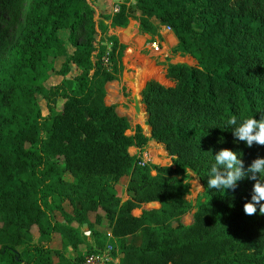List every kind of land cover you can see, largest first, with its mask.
Listing matches in <instances>:
<instances>
[{"label": "trees", "instance_id": "16d2710c", "mask_svg": "<svg viewBox=\"0 0 264 264\" xmlns=\"http://www.w3.org/2000/svg\"><path fill=\"white\" fill-rule=\"evenodd\" d=\"M24 6L26 22L0 59V264H80L84 223L90 252L111 244L118 264H264V215L242 211L253 181L207 187L219 149L236 152L245 168L264 157V145L234 142L224 124L232 115L264 118V0H134L98 21L87 0H0V22L7 9ZM129 18L152 37L168 26L176 38L171 52L193 60L168 62L170 84L145 81L140 97L149 136L139 124L127 133V118L104 101L105 85L123 70L126 46L97 35ZM54 57L63 58L58 69ZM70 63L79 69L73 78L42 84L66 75ZM149 140L164 145L170 164L141 165L129 153ZM189 172L202 184L193 202L186 197ZM126 175L122 199L115 186ZM192 210V222L182 223ZM103 219L110 236L96 229Z\"/></svg>", "mask_w": 264, "mask_h": 264}, {"label": "rangeland", "instance_id": "374dc122", "mask_svg": "<svg viewBox=\"0 0 264 264\" xmlns=\"http://www.w3.org/2000/svg\"><path fill=\"white\" fill-rule=\"evenodd\" d=\"M108 1L109 0H92L91 6L93 9L96 7L99 11H102L104 9V12L99 14H109L111 12V7L108 8ZM119 2H122L123 0H118ZM130 2L131 4L134 2V0H126ZM108 8V9H107ZM28 13H27V6H24L22 9H14V10H6L4 14V19L2 22H0V59L5 57L9 50L11 49L12 45L16 41L19 32L21 31L22 27L24 26L26 19H27ZM97 21V20H96ZM136 21L134 19H130L129 24L126 26V28H122L119 30H113L110 27L107 26V28L104 30L103 34L97 35V39L104 40L105 37H108L110 35H114L117 37L118 41L126 46L123 56H122V65L123 70L121 72V75L118 80H115L107 85V91L109 86V91L107 95L108 101H111L112 96L115 94L117 98L113 99L111 102H106L105 97V103L106 104H114L116 107V111L121 116L128 117V121L130 124L131 131H127V133H132V130L136 124H139L142 128L143 134L146 132V114L143 106L139 105L138 110L135 109V98L139 94L140 90H137L133 85V80L136 79L138 76H140L143 72L148 73L149 77H154L158 79H162V74L165 71L166 65L168 62H185L188 64L193 63V60L187 56V55H179L171 52V48L174 46H171L167 41V36H165V41L161 37V42L163 43V47L165 49V58L164 60L160 58V56H151L147 58L149 52L146 47L148 41L144 42L145 35L140 30L137 29ZM82 30L79 29L77 31V38L76 40L78 42L83 40L82 36ZM60 38L65 42V46L68 53H71L73 50L72 44L67 40V34L65 30H61L59 33ZM167 41V42H166ZM106 45L109 46V44L106 42ZM171 59V61H170ZM63 58L62 57H54L52 59L53 64L55 68H59L61 66ZM79 71V69L73 64H69V71L66 75H58V74H52L50 75L45 81L42 82V84L45 87H49L51 85H54L58 82H60L63 78H73L74 75ZM133 73V74H132ZM165 82V81H163ZM118 85V88H117ZM117 89L119 95H123L124 98L119 97L117 95ZM120 99V100H119ZM114 100H117V102H114ZM119 100V101H118ZM38 104L41 108V112L43 115L46 114V108H45V102L41 97H38ZM60 105V102L58 103ZM143 110V111H142ZM145 135V134H144ZM146 136V135H145ZM149 136V135H148ZM130 151H133L130 149ZM146 152L149 154V163L152 164H170L171 159L167 155L166 150L164 149V145L156 144L154 142H151L149 145H147ZM64 179L71 180V176L68 174L64 175ZM189 183H190V190L189 194L186 196L187 199L190 201H194L198 194L202 191V184L200 180L192 173L189 172ZM126 177H122L119 183H117V188H115V192L120 196H124V183H125ZM64 208L68 211H70V206L67 202L63 204ZM192 211H189L185 215L181 217V222L184 224H190L192 219ZM55 218H60V215L58 212L54 213ZM96 229L103 235L107 234L108 227H107V221L103 219L100 224L96 225ZM38 233L35 229V227L32 228V238L33 240H37ZM92 239H86V242L80 246L79 252L84 256L86 253H89L90 250L88 246H91ZM53 247H59L60 241L57 238L53 243ZM92 250V249H91ZM69 254L73 255L74 252L72 250H69Z\"/></svg>", "mask_w": 264, "mask_h": 264}, {"label": "clouds", "instance_id": "9594fccd", "mask_svg": "<svg viewBox=\"0 0 264 264\" xmlns=\"http://www.w3.org/2000/svg\"><path fill=\"white\" fill-rule=\"evenodd\" d=\"M225 127L231 128L234 142L242 141L247 147L264 145V118H242L229 116ZM214 163L209 168L207 178L208 189H234L237 181L252 180L250 198L243 203L242 211L246 215L257 212L264 215V157H256L245 168L237 153L228 148H221L212 155ZM259 177V178H258Z\"/></svg>", "mask_w": 264, "mask_h": 264}, {"label": "built area", "instance_id": "2783aa9c", "mask_svg": "<svg viewBox=\"0 0 264 264\" xmlns=\"http://www.w3.org/2000/svg\"><path fill=\"white\" fill-rule=\"evenodd\" d=\"M92 0H87V2L91 5ZM122 2H115L111 7L110 14H113L118 11L119 5ZM166 30H170L168 26H164ZM147 49L149 52V56H160L164 58V51L162 43L160 42L159 38L157 36L152 37L148 43H147ZM137 157H139V164H144L149 162V154L144 152H136L134 153ZM86 224H83L81 226V232L86 237H90V229L85 226ZM108 236H110V232L107 233ZM113 247L111 244H107L103 249L93 251L86 253L83 256V259L80 264H118V255L117 250L115 249V255L112 254Z\"/></svg>", "mask_w": 264, "mask_h": 264}, {"label": "crops", "instance_id": "0c3cea01", "mask_svg": "<svg viewBox=\"0 0 264 264\" xmlns=\"http://www.w3.org/2000/svg\"><path fill=\"white\" fill-rule=\"evenodd\" d=\"M118 0H109L108 1V8L109 7H112V5L115 3V2H117ZM119 2V1H118ZM122 2H127V3H129L130 4V2H128V1H126V0H123ZM107 8V9H108ZM104 10H106V9H104ZM104 10H102V11H99L98 10V8L96 7L95 9H93V13H94V18H95V20H99L98 18V15H99V13H102V12H104ZM108 14V13H107ZM110 14V13H109ZM130 19L131 18H129V20H128V23H127V25L129 24V21H130ZM136 21V20H135ZM136 25H137V29L139 30V28H138V22L136 21ZM126 25V26H127ZM126 26L125 27H122V28H126ZM109 27V26H108ZM111 28L113 29V30H119V29H122V28H120V27H110V31H111ZM61 30H65V29H60L59 31H58V33H60V31ZM123 30V29H122ZM65 32H66V30H65ZM145 35V40H144V42H146V41H149L151 38H152V36H150V35H148V34H144ZM155 36H157L158 38H159V40H161V37L164 39V41H165V36H167L168 38H167V41H168V43L171 45V46H173V45H175L176 44V38L174 37V35H173V33L171 32V30H166L165 28H164V26H161L160 28H159V34L158 35H155ZM154 37V36H153ZM166 41V42H167ZM161 42V41H160ZM162 43V42H161ZM162 45H163V43H162ZM146 47H147V45H146ZM164 48V47H163ZM165 52V51H164ZM147 58H149V57H151V56H149V54H148V56H146ZM160 58H162V57H160ZM164 58H165V54H164ZM164 58H162L163 60H164ZM165 61V60H164ZM170 61H171V59H170ZM133 74V73H132ZM121 75V74H120ZM120 77V76H119ZM149 78H154V77H149ZM148 77L146 78V80L147 79H149ZM162 78H163V80L162 79H158V78H154V79H156V80H158L159 82H161V83H163V84H170V82L164 77V73L162 74ZM145 80V81H146ZM163 81H165V82H163ZM111 82H113V81H111ZM145 83V82H144ZM108 84H110V83H107L106 85H105V91H106V94H105V97L107 98V95H108V91H107V85ZM143 86H144V84H143ZM117 88H118V85H117ZM143 88V87H142ZM141 91V90H140ZM117 95H119V93H118V89H117V93H116ZM119 97H120V99L121 98H124V96L121 94V95H119ZM139 101H138V105H140V106H143L142 105V103H141V97H140V92H139ZM119 99V100H120ZM118 100V101H119ZM104 101H105V98H104ZM111 102V101H110ZM126 118H128V117H126ZM148 126V125H147ZM149 127V126H148ZM146 132L147 133H144L146 136H148V135H150V127H149V129H148V131L146 130ZM151 142H154V143H156V144H161V145H163L162 143H159V142H156V141H154V140H149L148 142H147V144L144 146V147H142V148H140V147H136V146H131L128 150H129V153L131 154V155H134V153H136V152H144V151H146L147 150V145H149ZM130 149H132L133 151H130ZM122 177H124V176H122ZM121 177V178H122ZM126 177V180H125V183H124V196L123 197H121L122 199H125V198H127V194H126V185H127V182H128V176L126 175L125 176ZM121 178L119 179V181L121 180ZM119 181H118V183H119ZM115 188H117V184H116V186H115ZM153 205H155V206H157L158 205V203L157 202H155V203H153ZM136 214H139L140 213V209H137L136 210V212H135ZM84 224H86V223H84ZM85 226H87L88 227V225L86 224ZM107 233H108V231H107ZM87 239H89V238H87Z\"/></svg>", "mask_w": 264, "mask_h": 264}, {"label": "bare ground", "instance_id": "6f19581e", "mask_svg": "<svg viewBox=\"0 0 264 264\" xmlns=\"http://www.w3.org/2000/svg\"><path fill=\"white\" fill-rule=\"evenodd\" d=\"M148 77V73L147 72H143L140 76H138L136 79H134L133 80V85H134V87L137 89V90H140V89H142V87H143V84H144V82H145V80H146V78ZM115 98H117V96L114 94L113 96H112V100L113 99H115ZM137 101H139V94L136 96V98H135ZM143 111V110H142ZM146 127V129H147V131H148V129H149V127L146 125L145 126Z\"/></svg>", "mask_w": 264, "mask_h": 264}, {"label": "water", "instance_id": "95a60500", "mask_svg": "<svg viewBox=\"0 0 264 264\" xmlns=\"http://www.w3.org/2000/svg\"><path fill=\"white\" fill-rule=\"evenodd\" d=\"M108 83H111V82H108ZM138 108H139L138 101L135 100V109L138 110ZM115 111H116V109H115ZM116 113L118 114L117 111H116ZM118 115H120V114H118ZM120 116H121V115H120ZM127 120H128V118H127ZM192 220H193V219H191V222H192Z\"/></svg>", "mask_w": 264, "mask_h": 264}]
</instances>
